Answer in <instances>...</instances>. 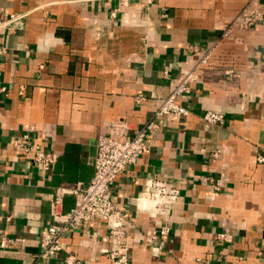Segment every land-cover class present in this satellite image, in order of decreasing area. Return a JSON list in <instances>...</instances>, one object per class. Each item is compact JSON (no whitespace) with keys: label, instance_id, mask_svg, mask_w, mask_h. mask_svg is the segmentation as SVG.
Masks as SVG:
<instances>
[{"label":"crops","instance_id":"1","mask_svg":"<svg viewBox=\"0 0 264 264\" xmlns=\"http://www.w3.org/2000/svg\"><path fill=\"white\" fill-rule=\"evenodd\" d=\"M248 1L0 0V15H19L0 36L8 48L0 56V264L35 263L57 188L70 209L72 189L89 183L98 141L118 120L145 128L150 148L115 186L134 264H264V22L235 31L237 42L220 40ZM253 6L264 9V0ZM212 46L178 97L192 112L155 115L158 97ZM209 109L224 123L205 121ZM24 132L55 157L49 172L17 143ZM152 177L180 185L170 215L138 207ZM62 240L40 264H66L69 254L112 264L103 221Z\"/></svg>","mask_w":264,"mask_h":264},{"label":"built area","instance_id":"2","mask_svg":"<svg viewBox=\"0 0 264 264\" xmlns=\"http://www.w3.org/2000/svg\"><path fill=\"white\" fill-rule=\"evenodd\" d=\"M255 0H249L246 5L231 19L222 32V39H232L235 42L241 38L235 36V31L245 32L259 22H264V9L253 6ZM19 18L15 13L0 15V36L3 37ZM3 40V38H2ZM7 46L0 40V56L7 52ZM214 46L199 53L198 61L192 68L183 69L179 81L172 91L159 98V106L155 115L175 114L188 116L192 111L187 105L182 104L178 97L190 91V83L199 77L198 71L209 63ZM7 90L6 86L1 87ZM24 88L21 89L23 92ZM143 98V96H142ZM202 118L208 123L221 125L224 123V113L209 109ZM110 133L103 135L97 145L94 174L85 186L78 185L72 189L75 196L74 205L65 210V188L58 187L51 201V219L40 233V249L35 255V263L55 256L64 248L63 235L67 232L87 230L94 221H103L109 229V236L114 245L107 251L112 264H134L128 249V227L126 215L115 199V186L117 177L124 173L130 166L135 165L139 158L147 153L150 148L147 142L148 134L145 128H132L127 121H112L109 124ZM17 143L31 153V163L39 166L44 173L49 172L55 162V157L40 149L30 132H24ZM258 161L264 163V154L258 155ZM181 199L180 185L169 183L156 177L149 178L140 196L138 207L150 211L154 215H170L174 205ZM169 228L163 227L160 232L166 233ZM154 233L152 239L157 238ZM224 238V234L220 235ZM6 244V239L3 245ZM66 264H82L81 260L72 254L65 256Z\"/></svg>","mask_w":264,"mask_h":264}]
</instances>
